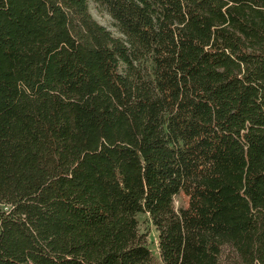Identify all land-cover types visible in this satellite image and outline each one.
Returning <instances> with one entry per match:
<instances>
[{"label":"trees","instance_id":"obj_1","mask_svg":"<svg viewBox=\"0 0 264 264\" xmlns=\"http://www.w3.org/2000/svg\"><path fill=\"white\" fill-rule=\"evenodd\" d=\"M0 264H264V0H0Z\"/></svg>","mask_w":264,"mask_h":264},{"label":"rangeland","instance_id":"obj_2","mask_svg":"<svg viewBox=\"0 0 264 264\" xmlns=\"http://www.w3.org/2000/svg\"><path fill=\"white\" fill-rule=\"evenodd\" d=\"M90 12L93 18L102 26L106 27L112 34L116 37H122L119 33L118 28L115 25V21L106 11L103 6L95 4L93 2L90 3ZM43 22L41 19H38L37 27L40 28L43 26ZM183 204L182 199H176V207L179 208ZM137 220L139 222V230L140 232L145 235L148 247L152 251L154 257L159 259V238H158V231L153 224V221L149 214L141 213L138 214Z\"/></svg>","mask_w":264,"mask_h":264}]
</instances>
